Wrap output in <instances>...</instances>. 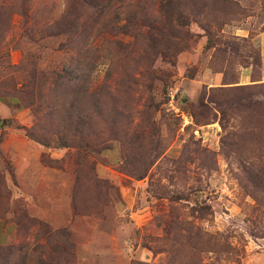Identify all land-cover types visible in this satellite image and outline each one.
<instances>
[{
    "label": "rangeland",
    "instance_id": "obj_1",
    "mask_svg": "<svg viewBox=\"0 0 264 264\" xmlns=\"http://www.w3.org/2000/svg\"><path fill=\"white\" fill-rule=\"evenodd\" d=\"M261 84L264 0H0V264H264Z\"/></svg>",
    "mask_w": 264,
    "mask_h": 264
},
{
    "label": "trees",
    "instance_id": "obj_2",
    "mask_svg": "<svg viewBox=\"0 0 264 264\" xmlns=\"http://www.w3.org/2000/svg\"><path fill=\"white\" fill-rule=\"evenodd\" d=\"M105 8H107V5L105 6ZM103 9V8H102ZM178 10V9H177ZM123 26H121V27H119V28H121V33L122 34H125L124 33V31L125 30H123V28H122ZM126 32V31H125ZM261 87H262V89H264V84H261ZM263 92V94H264V90L262 91ZM262 98L264 99V95H262ZM63 145L61 144V143H59V142H57V141H54L52 144H51V147H53V148H61ZM4 251H6V253H8V254H13V252H14V250H12V248H9V249H6V250H4V248H1L0 247V256H2L3 255V253H4ZM15 261V260H14ZM14 264H17V262H15Z\"/></svg>",
    "mask_w": 264,
    "mask_h": 264
}]
</instances>
